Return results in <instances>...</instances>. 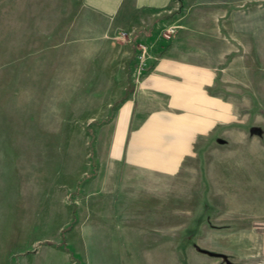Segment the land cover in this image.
I'll return each mask as SVG.
<instances>
[{"label":"rangeland","instance_id":"obj_1","mask_svg":"<svg viewBox=\"0 0 264 264\" xmlns=\"http://www.w3.org/2000/svg\"><path fill=\"white\" fill-rule=\"evenodd\" d=\"M170 27L223 120L171 175L119 117ZM0 264H264V0H0Z\"/></svg>","mask_w":264,"mask_h":264},{"label":"crops","instance_id":"obj_2","mask_svg":"<svg viewBox=\"0 0 264 264\" xmlns=\"http://www.w3.org/2000/svg\"><path fill=\"white\" fill-rule=\"evenodd\" d=\"M128 0H85L91 8L115 16ZM154 15L170 12L177 0H130ZM148 74L125 99L119 117L132 123L134 163L163 174L177 173L194 155L197 139L213 133L221 122V100L212 93L214 60L182 50L185 42H165ZM154 47V46H153ZM184 48V49H186ZM193 54V55H192ZM223 121V120H222Z\"/></svg>","mask_w":264,"mask_h":264},{"label":"built area","instance_id":"obj_3","mask_svg":"<svg viewBox=\"0 0 264 264\" xmlns=\"http://www.w3.org/2000/svg\"><path fill=\"white\" fill-rule=\"evenodd\" d=\"M166 32H164V38L166 42H170L172 41L175 32H176V28L175 27H170L168 29L165 30ZM143 48V52L140 55V59H141V65L144 67L147 63V60L150 58L146 53H147V47L146 45H142Z\"/></svg>","mask_w":264,"mask_h":264}]
</instances>
